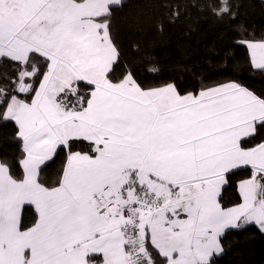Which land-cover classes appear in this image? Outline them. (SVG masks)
<instances>
[{
    "label": "snow or ice",
    "instance_id": "snow-or-ice-1",
    "mask_svg": "<svg viewBox=\"0 0 264 264\" xmlns=\"http://www.w3.org/2000/svg\"><path fill=\"white\" fill-rule=\"evenodd\" d=\"M162 2L161 30L182 18L181 2L238 20L236 0ZM123 7L0 0V129L17 147L12 160L0 154V264H216L228 231L264 234V94L235 79L145 87L132 68L114 79L111 20ZM236 43L264 77V39Z\"/></svg>",
    "mask_w": 264,
    "mask_h": 264
},
{
    "label": "trees",
    "instance_id": "trees-1",
    "mask_svg": "<svg viewBox=\"0 0 264 264\" xmlns=\"http://www.w3.org/2000/svg\"><path fill=\"white\" fill-rule=\"evenodd\" d=\"M236 3L239 15L232 27L185 10L181 2L182 18L174 24L166 22L161 30L160 22L167 18V4L162 0H124V7L111 20L112 36L121 54L113 78L121 70L132 68L145 87L175 81L182 89L199 90L235 79L264 94V77L249 71L247 50L236 43L245 34L256 40L264 39V0H236ZM241 28L245 31L241 32ZM145 61H151L158 71H147ZM11 131L0 129V154L9 160L17 154L16 145L6 139ZM62 161L63 153L44 170L41 179L46 184L55 182ZM13 171L19 175L18 169ZM239 178L233 177L231 186L223 193L227 207L238 199L235 185ZM223 247L224 253L216 258V264H264V234L255 228L228 231L223 236Z\"/></svg>",
    "mask_w": 264,
    "mask_h": 264
}]
</instances>
